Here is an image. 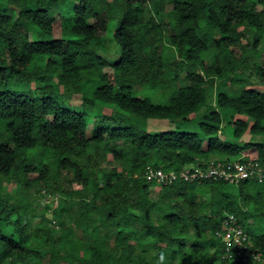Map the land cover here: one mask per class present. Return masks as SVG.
Instances as JSON below:
<instances>
[{"label":"trees","instance_id":"trees-1","mask_svg":"<svg viewBox=\"0 0 264 264\" xmlns=\"http://www.w3.org/2000/svg\"><path fill=\"white\" fill-rule=\"evenodd\" d=\"M259 85L264 0H0V264H259L222 258L217 233L232 212L264 253V175L145 178L232 160L242 147L220 139L226 120L237 138L262 136L245 146L264 170ZM152 119L175 127L150 131ZM48 195L57 204L35 225L33 198Z\"/></svg>","mask_w":264,"mask_h":264},{"label":"built area","instance_id":"built-area-1","mask_svg":"<svg viewBox=\"0 0 264 264\" xmlns=\"http://www.w3.org/2000/svg\"><path fill=\"white\" fill-rule=\"evenodd\" d=\"M263 175V167L249 160H210L204 167L190 164L179 170L149 167L145 172V178L148 181L157 183H172L177 180L194 181L202 178H221L228 183H237L250 177L262 178ZM217 234L224 242L222 258L234 262H247L251 258L259 264H264V253L253 248L240 219L234 213L225 212L222 229Z\"/></svg>","mask_w":264,"mask_h":264},{"label":"rangeland","instance_id":"rangeland-1","mask_svg":"<svg viewBox=\"0 0 264 264\" xmlns=\"http://www.w3.org/2000/svg\"><path fill=\"white\" fill-rule=\"evenodd\" d=\"M56 29H55V33H56ZM105 70L110 71L109 67L105 68ZM238 76H235V78H238ZM219 81L217 80V83ZM254 86V82L252 84ZM216 86H213L211 88L208 89L207 91V99L209 102L214 103L215 102V91H216ZM240 85L238 83L236 84H226V85H221L219 86V88H221V90H224L226 92H231L232 88H238ZM259 90H264V85H259L257 87ZM138 94L139 95H152L153 97H155V101L157 102H164L165 98L164 97H160L159 91L157 89H153L149 86H141L138 90ZM158 94V96H157ZM67 106L75 111H82L83 110V104H82V98L79 94H73L70 98V100L67 102ZM95 110L100 111L101 113H105L108 114L110 111V108L108 107H101V106H96ZM93 123V119H90L88 127L90 128L91 125ZM176 123L178 124V126H180L181 128H185L186 130H192V131H196L198 130V124L197 121H183L180 123V120H176ZM147 128L150 131H159V130H167L169 128L175 127L174 123H170L168 120L166 119H152L149 120L147 122ZM219 137L222 140H226L227 142H230L236 146H240L242 147L239 151V153L235 156H233L232 160H239V159H235V158H239V157H245L247 160L250 159H254L256 157V153L257 150L255 148V146L253 145H248L245 146L246 143H256L259 140L262 139V136H255L250 134L248 131L245 132L242 137L237 138L233 135V124L229 121H224V123L222 124V128H221V132L219 133ZM110 157L108 160L103 161L102 165L106 166V167H110L112 165V162L109 161ZM34 161V160H31ZM113 164L118 165L116 162ZM155 188H153L152 193L154 194L156 192V190L154 191ZM33 206L34 209L37 213V217L34 219V224L35 225H40V219L42 218V215L44 217H51V212L53 207L56 206L57 201H56V197H52L49 196L48 197H42V196H38L37 200L36 198H33ZM48 204L50 206H48ZM61 264H65V263H61Z\"/></svg>","mask_w":264,"mask_h":264}]
</instances>
